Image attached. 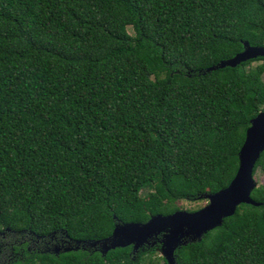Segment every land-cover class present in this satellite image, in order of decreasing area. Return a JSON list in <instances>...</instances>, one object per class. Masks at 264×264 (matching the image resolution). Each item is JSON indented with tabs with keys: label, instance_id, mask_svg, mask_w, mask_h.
<instances>
[{
	"label": "trees",
	"instance_id": "trees-1",
	"mask_svg": "<svg viewBox=\"0 0 264 264\" xmlns=\"http://www.w3.org/2000/svg\"><path fill=\"white\" fill-rule=\"evenodd\" d=\"M244 42L264 0H0V264H167L158 240L52 250L228 186L264 57L204 71ZM251 198L176 263L264 264V182Z\"/></svg>",
	"mask_w": 264,
	"mask_h": 264
},
{
	"label": "water",
	"instance_id": "water-1",
	"mask_svg": "<svg viewBox=\"0 0 264 264\" xmlns=\"http://www.w3.org/2000/svg\"><path fill=\"white\" fill-rule=\"evenodd\" d=\"M259 57H264V46H251L244 42L241 52L204 72L234 68ZM263 151L264 110L251 119L246 130L244 142L238 152L235 176L227 187L205 195L207 204L204 207L195 211L178 210L169 215H155L145 223H116L111 235L101 240H72L66 235L65 239L54 245L52 251L58 254L60 251L93 249L106 255L111 250L131 246L133 252H137L144 246H153L158 240L159 252L167 264H177V248L200 242L205 234L220 227L224 219L233 216L239 205H260L251 198V193L258 186L253 169Z\"/></svg>",
	"mask_w": 264,
	"mask_h": 264
},
{
	"label": "rangeland",
	"instance_id": "rangeland-1",
	"mask_svg": "<svg viewBox=\"0 0 264 264\" xmlns=\"http://www.w3.org/2000/svg\"><path fill=\"white\" fill-rule=\"evenodd\" d=\"M255 180L257 184H261L264 182V176L257 170L254 174ZM207 204L206 200L203 201H197V202H187V201H181L178 205L181 208V210H197L202 207H204ZM161 256L160 252H158Z\"/></svg>",
	"mask_w": 264,
	"mask_h": 264
}]
</instances>
